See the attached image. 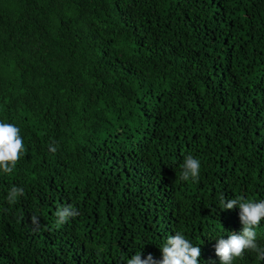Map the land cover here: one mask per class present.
I'll return each mask as SVG.
<instances>
[{
    "label": "trees",
    "instance_id": "16d2710c",
    "mask_svg": "<svg viewBox=\"0 0 264 264\" xmlns=\"http://www.w3.org/2000/svg\"><path fill=\"white\" fill-rule=\"evenodd\" d=\"M0 123L25 148L0 264L161 260L176 233L205 257L243 229L222 201H264V0H0Z\"/></svg>",
    "mask_w": 264,
    "mask_h": 264
},
{
    "label": "clouds",
    "instance_id": "9594fccd",
    "mask_svg": "<svg viewBox=\"0 0 264 264\" xmlns=\"http://www.w3.org/2000/svg\"><path fill=\"white\" fill-rule=\"evenodd\" d=\"M55 152V148H50ZM25 152L20 130L7 123H0V170L4 173H12L15 169L21 155ZM200 173V162L191 155L187 156L183 164L181 179L184 181L190 178L195 181ZM23 194L22 188L12 187L9 194L10 202H14L18 195ZM239 206L240 221L243 229L232 231L228 239L219 238L216 244L210 245L204 249L201 255V248L193 246L189 240L185 239L181 233H176L168 238L166 244L160 249L162 259L158 260L152 254H146L141 257L140 253L133 255L128 259L127 264H203L204 259L216 264H233L236 259L242 258L246 251H252L257 254L259 260H264V248L258 246L256 242L255 229L264 220V201L245 202L241 199H231L222 201V209L231 210ZM78 215L77 210L64 207L57 212L59 222H66L68 218ZM33 223L37 218H32Z\"/></svg>",
    "mask_w": 264,
    "mask_h": 264
}]
</instances>
